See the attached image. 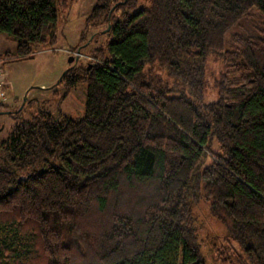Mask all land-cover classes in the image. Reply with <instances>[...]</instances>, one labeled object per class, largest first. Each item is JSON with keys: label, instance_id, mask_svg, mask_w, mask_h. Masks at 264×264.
I'll return each mask as SVG.
<instances>
[{"label": "trees", "instance_id": "trees-1", "mask_svg": "<svg viewBox=\"0 0 264 264\" xmlns=\"http://www.w3.org/2000/svg\"><path fill=\"white\" fill-rule=\"evenodd\" d=\"M74 1L0 0L5 64L54 47ZM148 2L95 0L107 41L58 83L87 85L81 117L42 107L0 141V264H205L202 200L226 228L215 260L264 264V0Z\"/></svg>", "mask_w": 264, "mask_h": 264}, {"label": "rangeland", "instance_id": "rangeland-1", "mask_svg": "<svg viewBox=\"0 0 264 264\" xmlns=\"http://www.w3.org/2000/svg\"><path fill=\"white\" fill-rule=\"evenodd\" d=\"M94 3L95 0H76L72 2L67 11L59 12L58 42L54 47L40 50L30 60L10 61L4 65L9 82L5 86V90L9 99L7 106L0 111L2 112L0 113V141L7 139L10 135L15 116L28 118L30 114L37 112L42 107L54 114L60 110L61 113L71 118H78L84 114L87 85L78 84L67 96H64L65 89L58 83L63 72L72 64L93 62L94 58L89 55V52L107 41V34L103 32L104 26L85 28V18ZM148 5V0H139L138 7ZM119 15L120 12L117 13V16ZM255 20L244 22L239 27L234 28L233 31L254 33L255 22L253 21ZM83 32L86 37L90 38L92 34L98 32V41L89 40L85 46L82 44L84 47L76 50L74 48L81 43L80 38ZM15 47L16 44L10 37L0 33V53L14 51ZM70 57L74 58L72 63H69ZM220 69V60L210 56L207 61L205 102H212L217 99L213 81L215 74L218 77ZM155 70L159 72V68H155ZM162 73L165 78H169L166 72L162 71ZM194 215L202 259L205 264H219L215 260L213 246L221 242L226 228L210 215L208 204L203 200L194 206Z\"/></svg>", "mask_w": 264, "mask_h": 264}, {"label": "built area", "instance_id": "built-area-1", "mask_svg": "<svg viewBox=\"0 0 264 264\" xmlns=\"http://www.w3.org/2000/svg\"><path fill=\"white\" fill-rule=\"evenodd\" d=\"M5 62L0 58V105L3 104L7 99L5 86L9 84L7 81V71L4 67Z\"/></svg>", "mask_w": 264, "mask_h": 264}, {"label": "crops", "instance_id": "crops-1", "mask_svg": "<svg viewBox=\"0 0 264 264\" xmlns=\"http://www.w3.org/2000/svg\"><path fill=\"white\" fill-rule=\"evenodd\" d=\"M7 52V51H6ZM5 52H3V53H0V55H3ZM10 91V90H9ZM8 99H9V96H8V94H7V100L2 104L4 107L5 106H7V101H8ZM1 110H4V109H0V111ZM0 113H2V112H0Z\"/></svg>", "mask_w": 264, "mask_h": 264}, {"label": "water", "instance_id": "water-1", "mask_svg": "<svg viewBox=\"0 0 264 264\" xmlns=\"http://www.w3.org/2000/svg\"><path fill=\"white\" fill-rule=\"evenodd\" d=\"M74 61V58L73 57H70L69 58V63H72Z\"/></svg>", "mask_w": 264, "mask_h": 264}]
</instances>
